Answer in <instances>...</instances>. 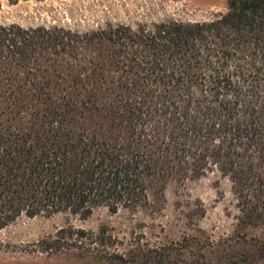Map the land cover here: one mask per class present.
<instances>
[{"label":"trees","instance_id":"trees-1","mask_svg":"<svg viewBox=\"0 0 264 264\" xmlns=\"http://www.w3.org/2000/svg\"><path fill=\"white\" fill-rule=\"evenodd\" d=\"M11 4L19 0H7ZM1 7V0H0ZM228 182L233 229L119 248L68 225L38 251L79 264H264V0H227L210 18L0 24V228L22 216L156 213L171 185Z\"/></svg>","mask_w":264,"mask_h":264},{"label":"rangeland","instance_id":"rangeland-1","mask_svg":"<svg viewBox=\"0 0 264 264\" xmlns=\"http://www.w3.org/2000/svg\"><path fill=\"white\" fill-rule=\"evenodd\" d=\"M226 8L227 0H19L15 4L1 0L0 24L63 25L86 31L109 23L136 25L167 19L202 20ZM221 186L224 198H220L212 177L171 185L166 192L165 207L156 213L126 209L111 213L106 207H100L87 219L68 213L22 216L0 228V264H79L75 259L49 257L37 250L39 240L55 235L70 224L94 231L107 227L117 237L121 250L138 236L152 243L178 239L191 232L188 215L200 204L207 212L199 220V226L214 238L227 235L233 229L235 208L230 184L224 182ZM248 234L264 239V224L249 228Z\"/></svg>","mask_w":264,"mask_h":264}]
</instances>
